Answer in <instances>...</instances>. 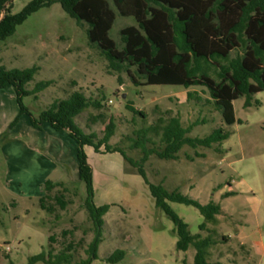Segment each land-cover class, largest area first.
<instances>
[{
    "label": "rangeland",
    "instance_id": "rangeland-1",
    "mask_svg": "<svg viewBox=\"0 0 264 264\" xmlns=\"http://www.w3.org/2000/svg\"><path fill=\"white\" fill-rule=\"evenodd\" d=\"M31 1L14 0L12 13L21 12ZM112 7L117 17L110 36L123 48L121 30L137 22L120 15L113 3ZM1 63L10 69L39 66L29 88L42 80L53 81L37 96L24 99L36 117L56 99L76 90L101 102L100 107L92 105L81 113L77 122L87 133L102 137L114 120L116 130L110 144L136 160L143 157L135 145L144 136L149 148L163 147L160 132L150 130L161 119L180 116L186 127L198 123L192 136L204 137L217 127L230 131L228 139L213 147L185 145L178 159L153 154L145 169L151 182L163 183L169 191L179 190L204 204L213 200L222 206L218 222L201 230L205 219L198 208L170 202L193 234L215 240L207 256L210 263L251 260V264H264V91L253 96L250 107H245V97L236 99L238 121L228 125L203 86L189 89L202 99L189 100L184 86L137 85L127 72L111 70L101 50L90 43L87 24L69 15L60 2L42 7L12 36L0 41ZM128 104L143 110L145 116L133 113ZM85 150L93 169L95 201L110 205L99 257L92 264H185V260L195 264L196 248L177 249L175 225L156 206L137 168L120 152L105 153L104 146L101 153L90 146ZM49 181L55 184L52 190L47 188ZM226 192L233 194L224 197ZM56 195H63L66 209L55 202ZM86 196V184L79 176L78 143L70 132L56 130L50 123L42 129L34 127L28 114L20 115L13 86L0 88V264H27L42 250L58 251L69 242L75 246V261L87 258L94 225L85 206ZM43 197L53 208L51 212L42 207ZM65 230L70 232L63 234ZM118 248L125 251V257L109 262L107 256Z\"/></svg>",
    "mask_w": 264,
    "mask_h": 264
},
{
    "label": "trees",
    "instance_id": "trees-1",
    "mask_svg": "<svg viewBox=\"0 0 264 264\" xmlns=\"http://www.w3.org/2000/svg\"><path fill=\"white\" fill-rule=\"evenodd\" d=\"M13 1L0 0V41L12 36L19 25L42 7L60 2L69 15L79 23L87 24L90 43L101 50L111 70L127 72L137 85L184 86L188 89L189 100L195 97L201 100L196 91L189 89L203 86L228 125L238 121L234 106L236 99L245 97V107H250L253 96L264 91V0H32L21 12L12 13ZM111 2L120 15L134 17L137 22V25L121 30L123 48H119L110 36L117 17ZM39 69L37 65L24 69H10L1 65L0 88L14 87L20 115L28 114L34 127L42 129L45 123H50L56 130H68L77 141L79 176L86 184L85 206L93 221L94 237L86 250L88 257L85 259L74 260L75 246L69 242L58 251L53 248L42 250L31 256L27 264H92L98 259L104 240V217L110 205H98L95 201L93 169L86 146L93 147L98 153H101L103 146L107 150L105 153L120 152L135 166L148 185L156 206L173 221L178 235L177 249L187 251L193 245L196 248L195 264H212L207 256L215 240L210 235L203 237L201 233L193 234L189 224L170 202L198 208L205 219L200 224L201 230L208 223L218 222L221 205L213 200L204 204L179 190L169 191L163 183L151 182L145 163L153 154L162 159H178V153L185 145L193 148L213 147L228 139L231 132L217 127L204 137L192 136L190 133L198 123L186 127L180 116H171L167 121L161 119L162 124L150 128L160 132L163 147L149 148L144 136L136 142L135 146L143 152V157L136 160L123 148L110 144L116 130L114 120L106 126L102 137L95 132L87 133L80 126L76 118L81 113L92 105L101 106V102H93L82 91L76 90L67 98L56 99L38 117L34 116L24 103L25 97L37 96L53 83L52 80H42L29 88ZM132 69H135V73H132ZM137 77L145 82H140ZM119 80L122 83L121 76ZM128 108L135 114L145 116L143 110L133 104H128ZM150 130L143 132L146 135ZM54 187L55 184L49 181L48 190ZM232 194L226 192L224 197ZM46 199H41V205L51 212L53 208L47 205ZM54 199L62 209H66L68 202L63 195H56ZM69 232L65 230L63 234ZM124 257L125 251L118 248L107 256V260L117 263Z\"/></svg>",
    "mask_w": 264,
    "mask_h": 264
},
{
    "label": "crops",
    "instance_id": "crops-1",
    "mask_svg": "<svg viewBox=\"0 0 264 264\" xmlns=\"http://www.w3.org/2000/svg\"><path fill=\"white\" fill-rule=\"evenodd\" d=\"M1 65H4V64L1 63L0 66H1ZM13 88H14V87H13ZM14 90H15V89H14ZM15 92H16V91H15ZM90 147H91V146H90ZM98 205H99V204H98ZM221 207H222V206H221ZM222 211H224L223 208H222ZM221 214H222V213H221ZM221 214H220V215H221ZM218 216H219V215H218ZM104 218H105V217H104ZM105 225H106V219H105ZM241 243H242V245H245V243H243V241H242ZM261 252H262V254H264V246H262V251H261ZM209 254H210V250H209ZM244 264H251V260H250V261H246V263H244Z\"/></svg>",
    "mask_w": 264,
    "mask_h": 264
}]
</instances>
